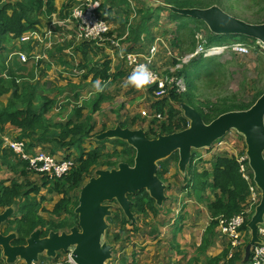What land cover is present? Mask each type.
I'll list each match as a JSON object with an SVG mask.
<instances>
[{"label":"trees","instance_id":"1","mask_svg":"<svg viewBox=\"0 0 264 264\" xmlns=\"http://www.w3.org/2000/svg\"><path fill=\"white\" fill-rule=\"evenodd\" d=\"M55 1L56 0H0V132L4 130L5 125L11 124L19 131L15 139L25 140L28 151H33L38 147L53 154L60 151L63 153L62 157L73 159L75 162L71 171L61 178L40 175L41 183L36 181L30 182L29 174L32 172L28 168L29 161L19 157L8 146L0 148L1 164L16 174L15 177L9 179V184L6 183L5 179L0 180V207L4 209L14 205L16 206V213L18 212L19 214V216L14 217V219L12 218L7 221L9 224L7 230L3 229V233L8 234L12 226L17 228L15 230L17 232V237L12 241L14 245L26 243V239L37 228H42V235L46 236L50 230H68L78 225V215L75 213V208L78 205L79 196L73 194L68 196V191L79 188V186L85 182L84 176L95 164L101 162L100 164H107V168H112L120 163L118 160L111 159L113 156L123 153V155H126V160L130 164L134 162L135 157V149L130 145L128 146L126 141L118 138L110 140H119L118 142L121 141L123 144L126 142L125 148L122 147L121 151L115 147L116 145L114 143L118 145L117 142L113 143L114 149L112 151L107 150L105 147V141H107V139L99 142V146L89 151L84 149L83 143L87 139L93 137L94 134L100 132L97 131V121L94 117V113L98 112L101 109V105L110 98L105 92L96 95L95 98L90 101L75 103L68 113L67 118L61 120L49 116L50 110L55 108L58 102L56 97L49 98L44 93H41L38 85H34L28 81L29 78H27L25 73H16L12 71L9 65L10 54L16 50L23 52V49L28 51L32 48V44L28 43L31 40L26 43H21V47H19L15 44V38L18 39L22 34L36 28L40 23V15L47 14L50 16L55 12ZM65 1L66 3L63 6V10L68 13L71 4L68 0ZM158 1L159 3L157 5L153 2L143 3L140 1L142 4L140 7L141 17L139 21L132 26V31L130 32L132 35L135 34L133 43H138L142 40L143 33H147V40H154V28L159 24L158 20L161 15V9L167 8L171 21H180L178 29L184 27L189 21L206 24L201 19L174 12L166 5L176 7H208L217 4L220 6L224 0ZM121 3H125L127 6L126 15L131 12V8L134 9L133 4L131 7L129 0H104L99 10L102 12L103 16L105 15V19L110 20L113 18L112 13L115 5H120ZM153 20H156V22L152 24L151 22ZM122 24L126 27L127 22L122 20ZM120 33L122 35L124 32ZM109 34L115 33L111 31ZM166 34L165 32L164 35ZM234 36H239L238 41L243 40L242 38H251L246 35L215 34L211 32L207 44L210 45L216 40L219 41V43H222V40H227L228 42L233 39ZM175 39L179 41L178 36H176ZM253 39L254 42L257 41V39ZM9 44H13V46L10 47ZM257 47H259V45ZM128 50H132L131 47ZM30 59H32L31 55H29L28 61ZM15 60L23 64L27 62L22 61L20 55L17 53L13 55L12 62ZM40 60H42V58ZM30 61L35 64L33 60ZM211 61L212 57L206 58L200 55L190 63L184 64L178 71V76H182L187 83L186 92L178 93L172 90L168 97L165 96L152 104L158 112L167 114L168 120L163 121L157 129L151 127L148 132L146 131L148 137L154 138L157 137L158 134H169L188 127L189 120L183 115V111L178 106V104H180L178 103L179 101L192 105L201 114L205 122H210L224 112L249 108L264 92H258L253 98V101L247 104L221 98V102L219 103L213 101H200L198 107L193 105L191 102V89L196 86V79L203 74V71L208 69ZM19 62L18 64H20ZM99 74L105 78L109 77L108 61L103 62V67L100 68L95 75L98 76ZM125 75L126 73L119 69L117 73L111 77L112 80H114L118 77H124ZM151 91L152 89L148 92L149 98L152 96ZM75 92V96L79 98L81 91L77 90ZM5 95L9 96H7V100L4 102L1 97ZM184 95H186L187 101L184 99ZM173 100H175L176 104L173 103ZM67 101L69 102L70 100ZM120 117L119 115L118 123L123 127H134V124L137 122L136 117L127 118V122L121 121ZM153 119L159 118L155 117ZM105 129H107V126L103 125L101 131ZM2 144H4V139L0 136V146ZM171 156L178 161L179 157L177 153L175 155L173 153ZM13 157H15V159H13ZM170 160L171 158L168 157L165 160L159 161L157 173L163 181L167 179L166 173L169 171V166L172 164ZM193 161L194 154L191 164ZM211 163V171L204 169L198 172L197 169H193L194 172L191 178H193L194 183L186 182L185 184V187L193 186L194 193L196 192L199 194L200 199H203L201 192L206 189L215 192V198L208 201V209L214 219L210 226V232L212 228L218 224L219 216L230 217L240 212L243 209L242 204L246 201L247 195L249 194L248 184L239 171V164L235 156L217 154L211 160ZM51 184L54 185L53 190L58 191L63 194V196L57 201L54 208L49 211L51 217L45 218L40 213L41 209L39 207L41 204L37 200L36 195L40 193L44 187L51 188ZM26 186H30V188L25 189ZM30 193L36 195L32 197ZM129 197L133 201L132 210L134 212L139 214L151 213L153 215L157 213L158 205L147 190H139L136 194H130ZM46 198V196L41 197V199ZM125 221L132 223L128 218H126ZM248 222L249 219L244 222L241 228L250 230ZM5 225L6 222L3 226ZM132 226L133 229L131 232L139 230L136 223H132ZM5 228H7V226H5ZM119 238L120 235L115 234L111 241L116 242ZM204 245H206V240ZM202 248H205V246H202ZM227 254L228 251L224 253L225 258ZM242 259V252L236 253L232 259H227L225 264H238ZM120 264H126L125 259H123Z\"/></svg>","mask_w":264,"mask_h":264},{"label":"rangeland","instance_id":"2","mask_svg":"<svg viewBox=\"0 0 264 264\" xmlns=\"http://www.w3.org/2000/svg\"><path fill=\"white\" fill-rule=\"evenodd\" d=\"M15 1V0H14ZM131 3V7L133 4V8H131V12L129 14H125L127 10V6L125 3H121L120 5H115L114 10L119 13V16L110 19L112 31L114 33H120L124 32L123 36L126 35V39H122L123 47H126V50L130 48V46L127 45L128 42H131L132 40L129 39V37L132 34H129L132 30V26L135 25L140 17V7L143 3H149L153 2L155 5L159 3L158 0H129ZM220 6L227 11L228 13L241 18L243 20H246L251 23H261L264 22V0H224L220 4ZM62 11L63 7L61 6ZM161 15L159 17V24L154 28V39L155 37L159 36L162 37L164 41H168V43L171 45L172 43V51L174 53V58L170 56H164L160 52L158 61L160 63V68L164 71L168 70V67H173L177 64H188L191 61L197 59L199 56L193 57L186 61V57L190 54H192L196 48L199 46V44L202 41H208L209 36L211 35L210 28L205 24H200L198 22H188L184 27L181 29H178L179 20L171 21L168 15L167 8L161 9ZM63 12L59 10V14L57 17H61ZM54 15V14H53ZM113 15V13H112ZM126 16V18H124ZM43 17V24L40 26H43L47 21V16ZM154 17V15H153ZM121 18V21L119 19ZM122 20L126 21V27L123 26ZM156 20H153L151 23H155ZM129 23V24H128ZM125 27L124 29H122ZM60 32L66 36V29L60 28ZM167 33L164 35V33ZM213 33V32H212ZM147 33H143L142 40L144 43L141 45V50L148 48L149 44H151V40L146 37ZM56 36V35H54ZM122 36V37H123ZM178 36L179 41L175 39V37ZM241 37V36H240ZM243 40H239V36H234L233 39L229 40H222V43H219V41H215L212 44H224L229 45V49H227L223 54H220L218 56H204V57H212V61L209 63L208 69L203 71V74L196 79L195 85L191 89V102L193 105L197 106L199 105L200 101H213V102H221V98H227V100L234 101L237 103H250L253 101V98L258 94L260 91H264V43L257 40L254 42V39L251 38H242ZM16 44L23 43L20 39L15 40ZM227 42V43H226ZM236 42L243 43L246 47H248V52L245 53H237L233 51L231 47ZM167 43V44H168ZM32 48L26 53L31 55L30 60H33L34 63H37L36 65L31 67V61H27L26 65L18 64L19 61L15 60L13 61V55L18 52V50L12 52L10 54V62L9 65L12 69V71L16 73H25L27 74V78H29L28 81H30L32 84L38 85L41 93H45V95L49 98L56 97V100L58 101L55 108H52L50 110L49 116L53 118H59L61 120L66 119L68 113L71 111L73 105L78 102L83 101H90L95 98L96 95H91L93 92L92 84L93 81H90L88 79H91L89 76L87 78V81L84 89L81 90L79 98L75 96V91L78 89L76 85L67 86L63 92H60L57 89V86H64L72 82L71 78H64L66 75H64V72H60V67L58 69V63L53 62L54 56H49L47 54L48 49L46 47L37 46L35 41H32ZM259 45V47H257ZM10 47L13 46V44H9ZM18 46V45H17ZM46 46V45H44ZM144 46V47H143ZM143 47V48H142ZM33 49H36L33 51ZM59 51H55V57L58 55ZM35 55H39L42 60L39 61V59L35 58ZM20 63V62H19ZM50 66V68L47 67V65ZM40 65V66H39ZM122 66V64H120ZM54 66V67H53ZM38 67V68H37ZM51 67H53V70H51ZM183 67V66H182ZM31 78V79H30ZM81 78V75H80ZM81 80V79H80ZM21 81V80H20ZM185 84L187 85L186 81ZM46 89V90H45ZM125 90V89H124ZM186 92V91H185ZM105 93L108 94L110 97L107 99L102 105L100 112L94 113V117L97 121V131L102 130L101 126L103 124L107 125V128L115 127L118 121V117L121 114V120L123 122H127V118L136 117L137 122L134 124V127H142L146 129L148 132L151 127L157 129L163 121H167L168 117L167 114H163L164 118L162 119H153L150 118H143L142 117V110H149L148 107V98H145L143 96V92H138L135 89L129 87L126 89V92L123 91V89L117 88L116 86L110 87V91H106ZM9 96V95H7ZM7 96H2L1 99L6 101ZM133 97V98H132ZM185 97V98H184ZM184 99H186V95H184ZM55 99V98H54ZM70 100L69 102L67 100ZM143 99V100H142ZM187 101V99H186ZM173 103H175V100H173ZM180 103V101L178 102ZM71 104V105H70ZM180 107V104H178ZM126 124V123H124ZM8 128H6L5 132L1 133L0 136L4 139L3 146L5 147L7 144V141L13 137L16 134V132H13L11 130V126L9 124L7 125ZM106 130V129H105ZM17 131V130H16ZM19 133V131H17ZM99 133V132H98ZM97 134V133H96ZM93 137L87 139L84 143V149L86 151H89L90 149H93L100 145L99 142L96 141L95 135ZM106 140V139H105ZM102 140V141H105ZM228 141V144L224 142L225 148L223 150L216 149L215 147H205L200 149H194V161L191 165L187 167L186 173H183L178 168V161L175 160L173 156H170L171 158V165L169 166V171L166 173V185L167 187L177 185V188H172L171 190L167 189L166 187V193L175 195V193H178V191L186 188L185 182L188 183H194V180L192 177L193 169L198 168L200 170L204 169H211V163L208 161L209 159H213L217 153L222 154H235L240 155L247 150V145L244 139V136L242 134L238 133L236 130L232 129L229 131L224 138H222V141ZM119 141V140H118ZM107 139L105 141V147L107 150H113V143L116 146L118 150L121 151L122 147L125 148V143L123 144L121 141L118 142ZM215 142L214 144H216ZM129 146V144L127 143ZM2 146V145H1ZM0 146V148H1ZM7 148V147H6ZM132 151V150H131ZM1 153V152H0ZM57 153H60L57 152ZM177 152H174V155ZM178 154V153H177ZM173 155V154H172ZM113 160H118L119 162L126 160V155H117L111 157ZM127 162V160L125 161ZM101 163V162H100ZM95 164L92 166L89 170V172L84 176L85 182L79 186V188H76L74 190L68 191L69 195H80L81 188L84 186V184L92 177L95 176V171L100 168H107V164ZM118 166V165H117ZM115 166V167H117ZM0 180L5 179L9 183V179L14 176L12 172H10L5 166L0 165ZM180 172V173H179ZM186 176L183 177L180 176ZM29 181L30 182H38L41 183L40 175H37L35 173L29 174ZM54 180V179H53ZM52 181V180H51ZM53 182V181H52ZM30 186H26L25 189H29ZM52 188V189H51ZM51 188H43L40 193L37 195L34 193H30V196L36 195L37 200L41 204L39 207L41 209L40 213L45 218H50L51 214L49 211H51L57 201L63 196V194L59 193L56 190H53L54 185L51 184ZM194 187L192 186V189ZM189 190V189H188ZM187 191V190H186ZM193 192V191H192ZM205 195V194H204ZM42 196H46V199H41ZM193 196L195 198H200V195L195 192L193 193ZM183 198L186 200L187 196L184 194ZM182 199L179 195H175L172 197L171 201L170 199H165L164 203L160 209L164 210L166 212V218L169 217L170 214L175 212L174 207L171 205L177 201V209L178 213L180 211H183L184 207L181 209L182 206ZM108 203L112 204V214L108 216L107 223L109 224L106 235L104 236V239L107 241L113 240V237L115 234H119L120 238L114 243H117L116 248L113 250V258L107 261V264H120V262L125 259L128 260L129 263H132L134 261L135 264H156L157 256H158V250L157 244L154 241L156 239L148 241L149 231L153 226L160 225L161 221L163 222L166 220L164 216H159L158 219L156 214H139L134 212L135 216L137 217L136 226L138 229H140V232L136 231L133 233H136L135 235L128 234L129 230L131 231L133 229L132 223L126 222V215L122 209V207L119 205V203L114 199L112 201H109ZM44 207V208H42ZM0 210L2 211L3 208L0 207ZM16 210V206H15ZM159 210V208H158ZM166 210V211H165ZM194 210V207L192 208V211ZM160 213V212H159ZM16 215H13L12 218L19 216L18 212L15 213ZM64 216V215H63ZM175 216V214H174ZM150 219V220H149ZM157 222H155V220ZM163 219V220H161ZM186 218H182L177 215L176 220L173 222L175 225H181L182 221H185ZM168 222V221H167ZM166 222V223H167ZM172 224V220H171ZM152 225V226H151ZM165 225V224H163ZM7 226V228H5ZM4 227L2 226V229L7 230L9 227V224L6 222V225ZM17 228L15 226L11 227L10 232L15 231ZM66 230V229H64ZM68 229L67 231H69ZM169 230V226H168ZM62 230H60L61 232ZM250 235H251V231ZM128 235V236H127ZM127 236V238H126ZM132 236V237H131ZM249 237V235H248ZM248 237L246 238V244L248 243ZM250 239V238H249ZM168 240V239H167ZM165 240V241H167ZM129 241V242H128ZM228 241V240H227ZM128 242V243H127ZM228 249L230 248V244L228 241ZM137 249V251H136ZM135 252L134 254H132ZM66 256V252L59 251L57 253V257H48L46 253L39 255V264H44L48 262H59L64 259ZM3 256L2 250L0 252V264L6 263V258ZM144 261H146L144 263ZM126 262V264H129ZM16 264H24L23 260H18Z\"/></svg>","mask_w":264,"mask_h":264},{"label":"water","instance_id":"3","mask_svg":"<svg viewBox=\"0 0 264 264\" xmlns=\"http://www.w3.org/2000/svg\"><path fill=\"white\" fill-rule=\"evenodd\" d=\"M168 6L172 11L203 20L215 34L246 35L264 43V22L251 23L238 18L217 4L208 7ZM183 115L189 120L185 129L169 134H158L150 138L142 127H123L117 123L95 135L98 141L118 138L126 141L135 149L132 164L122 161L117 167L100 168L81 188L75 213L78 225L69 231L50 230L43 236V229H35L26 239V243L14 245L12 241L17 232L3 233L2 225L15 213L11 205L0 210V250L7 264L21 259L25 264L39 260V255L56 257L59 251L70 253L76 264H107L113 258L114 245L104 239L109 224L107 217L112 214V204L116 200L126 217L133 223L136 216L132 210L130 194L145 189L162 206L166 199V183L158 176L159 161L178 153V168L186 173L191 165L193 150L209 148L234 129L244 136L249 164L254 180L261 189V199L251 216L248 227L251 240L245 247L243 262L249 260L252 246L262 242L258 225L264 216V92L247 109L224 112L210 122H205L201 114L192 105L180 102Z\"/></svg>","mask_w":264,"mask_h":264},{"label":"crops","instance_id":"4","mask_svg":"<svg viewBox=\"0 0 264 264\" xmlns=\"http://www.w3.org/2000/svg\"><path fill=\"white\" fill-rule=\"evenodd\" d=\"M68 1L69 3L71 2V0H68ZM65 3H66L65 0L55 1L56 10L55 12H53L55 17H57V15L59 14V10H61L62 12L61 6L63 7ZM65 13L67 14V11H63L64 15ZM63 14L61 17H57V19H59V22L56 24H57V28H60L61 26H63L62 24H64V26L66 25V28H64L66 29V36L60 32H57L56 36L48 35L46 33V30L51 20L48 19V21L43 26H40L44 22L42 20L43 19L42 16H46L42 14L40 15V23L38 24V26L36 28L31 29V31L35 32V34L33 35L32 40L28 42V43H32V41H35L37 46H42L44 48L46 47V49H48L47 54L49 56L53 55L54 56L53 62L55 63L56 61V63H58L59 65L58 69L60 67L59 71L64 72V75H66L64 78L72 79V82L69 83V80H68V84L64 86H57V89L60 92L64 93L63 90L67 86L76 85L78 88L77 90L81 91L82 89L87 87L85 83L89 76L91 77V79H88L89 82L90 81L94 82L96 79L99 78L101 80L111 81L110 87L114 85L117 88H120L121 84L124 81L125 76L118 77L114 80H112L111 76L115 75L119 69H121V71H124V72L126 69H124L123 66L120 65L119 60L113 56V54L111 53L109 49V46L106 44L98 45L96 43L87 42L86 40H82V41L78 40L77 38L78 30L68 25L69 17H67L66 15L64 17ZM117 15L119 16V13L113 9L112 17L115 18L117 17ZM124 18H126V16H124ZM119 21H121V18L119 19ZM115 34H117L118 36L123 35V33L122 35L121 33L120 34L115 33ZM134 35L135 34L129 37V39H131L132 41L128 42L127 45L130 46L132 50L141 51L140 50L141 45L144 43V41L140 40L138 43H133ZM17 45L21 47V44H17ZM35 50L36 49H33V51ZM55 51H59L56 57H55ZM163 51L164 50L161 49L162 54H163ZM23 52L26 53V49H23ZM163 55L166 56L165 54ZM106 61L109 62V77L110 78L109 77L105 78L100 74L96 76L95 74L98 73V70L103 67V62H106ZM20 64L26 65L27 63L26 64L20 63ZM35 64L31 63V67L34 66ZM47 67L50 68V66L48 65ZM53 67H51V70H53ZM80 75H81V78H80ZM121 89H123V91L126 92V89L124 90V88L122 87ZM142 92L144 93L143 96L147 98L146 91H142ZM6 100H7V97H6ZM7 125H5L4 130L0 132V134L5 132L6 128H8ZM103 125L101 126V128H103ZM9 126H11V130L13 132H16L14 136L17 137L19 134L17 132L18 130L11 124H9ZM1 147L2 148L4 147L3 144ZM35 149H38V148H35ZM55 155L61 158L63 156V153L61 152L55 153ZM13 159H15V157H13ZM211 160L212 159H209L208 161L211 163ZM0 165H2L1 162H0ZM211 166H212V163H211ZM207 169L209 171L212 170V168L211 169L207 168ZM200 171L202 170L198 168V172ZM12 173L14 174L13 177H15L16 174L14 172ZM180 176H182V174ZM183 177H186V176H182V178ZM9 183H10V180H9ZM175 187L177 188V185L167 187V189L171 190L172 188H175ZM193 193H194V190L192 189V186L186 187L178 191V193H175V195H179L182 199H184L183 196L184 194H186L187 198L186 200L184 199L182 201V206H181V209L183 207L184 209L183 211H180L178 213L177 204H176L177 201H175L171 206L174 207V210L176 211L170 214L168 218H166V215H165L166 212H164V210H161L160 209L161 207H158L159 210L156 213V216H157L156 219H158L159 216H164L166 220H164L163 222L161 221L160 225L156 224V226H153L151 230L149 231V236L147 238L149 242L153 239H156L154 241H151V242H155L157 244V248H159L156 264H225L226 263L227 257L225 258L224 253L228 251L227 238L219 230L218 224H216V226L212 228L210 232V226H211V223L214 221V219L211 216V213L208 209V201L213 200L215 198V192L211 191L210 189H206L205 191L201 192L203 199H200L198 197L195 198L193 196ZM175 195L173 194L171 195L167 192L166 198L170 199L171 201L172 197ZM193 207H194V210L192 211ZM178 214L182 218H186L185 221H182L181 225L180 224L175 225L173 223L176 220ZM156 219H154L155 222H157ZM171 220H172V224H171ZM168 226H169V230H168ZM138 232H140V229L138 230ZM243 233H244V240H246L250 232L249 230L244 229ZM128 234L135 235L136 233L129 231ZM205 240H206V245H204ZM202 246H205V248H202ZM134 253L135 252H133L132 254ZM126 262H128V260H126ZM145 262L146 261H144V263ZM129 264H135V263L134 261H132V263H129ZM145 264H150V263L146 262Z\"/></svg>","mask_w":264,"mask_h":264},{"label":"built area","instance_id":"5","mask_svg":"<svg viewBox=\"0 0 264 264\" xmlns=\"http://www.w3.org/2000/svg\"><path fill=\"white\" fill-rule=\"evenodd\" d=\"M99 5L100 1L98 0H75L72 5L70 17L73 18L74 22L71 25L78 30V36L80 39L94 41L97 44H108L113 56L119 60V63L122 64L124 69L127 68V76L131 73L137 63L147 64L155 77V82L146 90L150 91V89H152L150 103L162 99L165 96L168 97L172 90H175L178 93L186 91L187 85L185 84L184 78L177 74L183 66L182 64L168 67L167 71L160 68L158 58L161 49L164 50L163 52L166 56L168 55L174 58L172 46L167 41H164L162 37L157 36L148 48L143 51H126L122 44V39L125 38L126 35H122V37L117 34H109L112 30L111 23L98 12ZM53 23H56V21ZM46 33L52 35L53 31L49 29ZM34 34L35 32L31 31L23 34L19 39L22 42H27ZM206 43V41H202L197 49L186 57V61L200 53H203L205 56L222 54L230 47L229 45L208 47ZM231 48L237 53L248 52V47L240 42L235 43ZM17 54L20 55L22 61H28V54L25 52L18 51ZM35 58L39 59L40 56L35 55ZM141 112L143 117L150 119L155 117L159 119L164 118L163 113L158 112L153 106H151L149 110L143 109ZM216 142L217 143L213 144L211 147L223 150L225 148L224 142L228 144V141H222V138ZM6 144V146L10 147L19 157L29 161L28 168L31 172L41 176L61 178L67 175L75 165L74 160L64 157L60 158L42 148L28 151L25 140L11 138ZM229 155L236 157L239 164V171L249 187V194L247 195L246 201L242 204L243 209L240 212L230 217L222 215L218 217L219 230L227 238L230 244L226 257L227 259H232L236 253L241 252L244 257L247 244L244 240V229H242L241 226L246 220H250L255 212L256 206L261 199V189L254 180V173L249 164L246 152L240 155ZM258 232L262 242H257L252 246L251 254L247 262H243L242 259L238 264H264V216L263 222L258 225ZM248 240H251L250 234ZM32 264L39 263L33 262ZM44 264L76 263L72 260L70 254H67L62 261L56 263L48 262Z\"/></svg>","mask_w":264,"mask_h":264},{"label":"clouds","instance_id":"6","mask_svg":"<svg viewBox=\"0 0 264 264\" xmlns=\"http://www.w3.org/2000/svg\"><path fill=\"white\" fill-rule=\"evenodd\" d=\"M98 1H100V5H101V3L103 2L102 0H98ZM74 2H75V0H71V2H70V4H71V7H72V5L74 4ZM100 5H99V7H100ZM71 7L69 8V12L66 14L65 13V15L67 16V17H69V23H68V25H70L71 27H72V23L74 22V20H73V18H71L70 16H71ZM98 12L103 16V14H102V12L99 10V8H98ZM44 15H46L47 16V18L48 19H50L51 21H50V23H49V26L47 27V30H46V32L49 30V29H51L52 31H53V34L51 35V36H54V35H56V33L57 32H60V28H66V25L64 26V24H62L63 26H61L60 28H57V24L56 23H58L59 22V19H57V17H55V15H53V13L50 15V16H48L47 14H44ZM104 18H105V15H104ZM54 21H56V23H53ZM109 21V20H108ZM110 22V21H109ZM111 23V22H110ZM73 28V27H72ZM112 31V30H111ZM29 32H31V30L30 31H28L27 33H29ZM61 33V32H60ZM25 34V33H24ZM23 35V34H22ZM21 35V36H22ZM20 36V37H21ZM32 38H33V36H31V38L28 40V41H30V40H32ZM77 38H78V40H80V41H82L83 39H80L79 38V36H78V33H77ZM156 38V37H155ZM17 38H15V40H16ZM19 39V38H18ZM27 41V42H28ZM87 41V40H86ZM154 40H152L151 42H153ZM260 41V40H259ZM87 42H92V43H95L94 41H87ZM207 42V41H206ZM26 43V42H25ZM202 43V42H201ZM237 43V42H236ZM241 43V42H240ZM97 44V43H96ZM98 45H105V44H98ZM106 45H108V44H106ZM150 45V44H149ZM206 45L208 46V47H210V46H222V45H225V44H221V45H219V44H210V45H208L207 43H206ZM197 49V48H196ZM125 50H126V47H125ZM141 50V49H140ZM143 50H145V49H142L141 51H143ZM126 51H139V50H126ZM160 52H161V50H160ZM27 54V53H26ZM223 54V53H222ZM198 55H204L203 53H200V54H197L196 56H198ZM218 55H220V54H218ZM218 55H210V56H218ZM195 56V57H196ZM205 56V55H204ZM41 58V57H40ZM39 58V59H40ZM182 68V67H181ZM127 68H126V70H125V73H126V75H125V77H124V81H123V83L121 84V87L122 88H124V89H128L129 87H131V88H133V89H135L136 91H138V92H142V91H146L149 87H150V85L152 84V83H154L155 82V77H154V74L152 73V71L150 70V68H149V66L147 65V64H145V63H137L135 66H134V68H133V70L131 71V73L127 76ZM126 76H127V78H126ZM110 84H111V81H109V80H101V79H96L94 82H93V84H92V88H93V92L91 93V95H99V94H103L104 92H106V91H110ZM149 91H146V93H147V98H148V103H149V105H148V107L150 108L151 106H152V104L154 103H150V98H149V93H148ZM107 94V93H106ZM108 95V94H107ZM181 108V107H180ZM120 116H121V114H120ZM143 117V116H142ZM143 118H145V119H147V117H143ZM153 119V118H152ZM151 119V120H152ZM120 120H121V117H120ZM122 121V120H121ZM119 122V120L117 121V123ZM130 127V126H129ZM132 128H135V127H132ZM145 131H146V129H144ZM231 131V130H230ZM102 132V131H101ZM97 141V140H96ZM102 141V140H101ZM38 148H40V147H38ZM44 150V149H43ZM46 151V150H45ZM50 153V152H49ZM53 154V153H52ZM55 155V154H54ZM73 160V159H72ZM38 175V174H37ZM159 207V206H158ZM134 212V211H133ZM15 213H16V210H15ZM13 214V215H16V214ZM254 214V213H253ZM12 215V216H13ZM10 219H12V217L10 218ZM138 219H137V217H136V221H137ZM133 223V222H132ZM136 223V222H135ZM3 226V225H2ZM110 242V241H109ZM110 243H112V242H110ZM113 245H114V249L116 248V245H117V243H112ZM114 253V252H113ZM67 254H70V253H67L66 252V255ZM20 260V259H19ZM18 261V260H17ZM38 262V261H37ZM14 264H16V263H14ZM25 264V263H24Z\"/></svg>","mask_w":264,"mask_h":264},{"label":"flooded vegetation","instance_id":"7","mask_svg":"<svg viewBox=\"0 0 264 264\" xmlns=\"http://www.w3.org/2000/svg\"><path fill=\"white\" fill-rule=\"evenodd\" d=\"M113 243V242H112Z\"/></svg>","mask_w":264,"mask_h":264}]
</instances>
